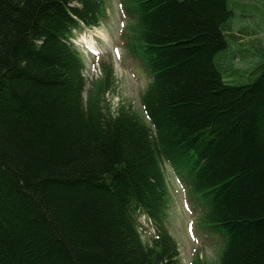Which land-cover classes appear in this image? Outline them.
I'll use <instances>...</instances> for the list:
<instances>
[{
  "label": "trees",
  "instance_id": "obj_1",
  "mask_svg": "<svg viewBox=\"0 0 264 264\" xmlns=\"http://www.w3.org/2000/svg\"><path fill=\"white\" fill-rule=\"evenodd\" d=\"M106 2L0 0V264H180L164 165L217 264H264V70L223 81L227 0H120L150 76L143 117L110 108L106 62L86 89L69 41Z\"/></svg>",
  "mask_w": 264,
  "mask_h": 264
},
{
  "label": "rangeland",
  "instance_id": "obj_2",
  "mask_svg": "<svg viewBox=\"0 0 264 264\" xmlns=\"http://www.w3.org/2000/svg\"><path fill=\"white\" fill-rule=\"evenodd\" d=\"M105 7L104 21L96 27H81L79 32H86L83 37L95 42L94 45L102 53L100 60L110 64L113 69L115 87L113 93H107L106 98L110 108L129 106L143 117L141 96L150 82V76L139 62L142 48L139 41L133 38L135 32L130 30L131 25L127 23L128 17L120 0H107ZM227 8L231 12L223 27L227 46L217 55L215 63L225 83L250 82L264 70V0H227ZM134 45H137L139 52L137 60L127 51L129 47L133 49ZM82 52L80 51V56L85 77L92 80L91 83L96 77L95 81H99L102 76L99 70L100 60L99 64L93 61L90 54ZM89 86L87 84L86 89ZM163 170L171 198L168 229L177 242L180 264H191L196 257L207 264H217L219 239L207 236L198 228L197 211L189 203L186 187L177 183L168 165H164ZM139 221L144 226L148 224L142 215H139ZM149 231L152 232V228ZM147 237L146 234L143 240Z\"/></svg>",
  "mask_w": 264,
  "mask_h": 264
},
{
  "label": "bare ground",
  "instance_id": "obj_3",
  "mask_svg": "<svg viewBox=\"0 0 264 264\" xmlns=\"http://www.w3.org/2000/svg\"><path fill=\"white\" fill-rule=\"evenodd\" d=\"M142 105V104H141Z\"/></svg>",
  "mask_w": 264,
  "mask_h": 264
}]
</instances>
